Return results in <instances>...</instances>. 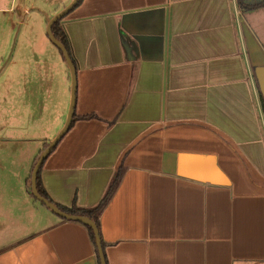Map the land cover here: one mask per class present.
<instances>
[{
    "label": "crops",
    "instance_id": "1",
    "mask_svg": "<svg viewBox=\"0 0 264 264\" xmlns=\"http://www.w3.org/2000/svg\"><path fill=\"white\" fill-rule=\"evenodd\" d=\"M70 1L40 11L48 20ZM59 25L77 84L75 119L39 169L52 202L93 207L120 171L99 216L106 264H264V7L80 0ZM50 45L14 46L10 64L60 67ZM42 84L21 97L27 133L1 140L10 151L0 156V264H100L84 225L30 192L59 130L47 139L54 103ZM15 228L20 237L7 238Z\"/></svg>",
    "mask_w": 264,
    "mask_h": 264
},
{
    "label": "rangeland",
    "instance_id": "2",
    "mask_svg": "<svg viewBox=\"0 0 264 264\" xmlns=\"http://www.w3.org/2000/svg\"><path fill=\"white\" fill-rule=\"evenodd\" d=\"M49 4V0H0V141L12 136L20 137L27 133L25 129L21 128V125H26L28 119L24 109L20 114L21 97L28 96L30 92H40L42 83H44L47 92L51 94V100L54 103L45 111L44 128L47 139L58 127L60 130L66 120L71 98V78L68 66L61 58L62 56L59 54L62 60L60 67L56 63H51L45 74L42 73V67L39 66L40 62H27L22 66L19 62V65L16 66L10 64L11 55L16 53L12 51L14 46L18 48L22 44H32L35 46L34 49L38 50L41 47L42 39L56 48L59 53L46 34V25L50 18L47 20L44 12L40 11L42 8L48 7ZM29 31L30 34L24 36ZM10 74L14 76L12 94L10 93L12 87V83L9 82ZM43 76L46 79L40 80ZM64 85H66L65 90H69V102L67 108L63 109L64 114H60L57 112L55 104L62 98ZM26 100L27 98L24 102ZM9 151L10 149L1 141L0 156L9 154ZM38 204L47 210V207L40 202ZM0 226H2L1 223ZM4 227L6 226L4 225ZM19 233L22 232L15 228L12 230L13 236L6 237L17 239L20 237Z\"/></svg>",
    "mask_w": 264,
    "mask_h": 264
},
{
    "label": "water",
    "instance_id": "3",
    "mask_svg": "<svg viewBox=\"0 0 264 264\" xmlns=\"http://www.w3.org/2000/svg\"><path fill=\"white\" fill-rule=\"evenodd\" d=\"M80 0H71L64 8H62L59 12L54 14L47 22L46 25V34L49 38V40L57 47V49L61 52L63 59L65 63L68 66L70 78H71V98H70V105L68 114L66 117V120L62 126V128L57 132V134L52 138V140L46 145V147L41 151L38 158L36 159L34 166L31 171L30 175V192L32 196L38 200L40 203H42L45 207H47L49 210H51L53 213H55L60 218L68 219V220H74L78 221L80 223H83L87 226H89L94 234V240L95 245L97 248V253L99 256L100 264H105L104 254H103V248L101 244V239L99 236L98 228L95 224V222L90 219L86 215L81 214H72L68 213L66 211L61 210L56 204H54L52 201L48 200L46 197L42 196L37 189L36 186V178L38 171L46 158V156L50 153V151L54 148V146L57 144V142L61 139V137L66 133V131L69 129L72 118H73V112H74V102L76 97V67L74 63L72 62L68 51L66 50L65 46L55 37V35L52 32V25L55 21L62 19L68 12H70L79 2ZM258 83L260 86V90L264 99V70H262V73L258 75Z\"/></svg>",
    "mask_w": 264,
    "mask_h": 264
},
{
    "label": "trees",
    "instance_id": "4",
    "mask_svg": "<svg viewBox=\"0 0 264 264\" xmlns=\"http://www.w3.org/2000/svg\"><path fill=\"white\" fill-rule=\"evenodd\" d=\"M236 3H237V6L240 9H243V10H253V9L264 7V0H236ZM60 20H57V21L54 22V24L52 25V32L55 35V37L65 46V48L68 51V54H69L72 62L74 63V59H73L72 54H71V48H70V45H69V41H68L67 35L63 31L61 26L59 25L60 24ZM60 54H61V52H60ZM74 65H75V63H74ZM261 107H262V112H263V115H264V100H263V98H261ZM87 117H89V116H87ZM74 119H75V116H73L70 126L72 125ZM119 175H120V171L116 172V174L112 178V180H111V182H110V184H109V186H108V188L106 190L105 195L100 200V202L97 205L93 206V207H90V208H79V207H76V206L73 205V206L67 208V207L62 206L60 204L54 203L63 211H66V212L72 213V214L86 215V216H88L90 219H92L95 222V224H96V226L98 228L100 239H101V244H102V248H103L105 264H106V257H105V253H104V247H105L106 243L102 240V237H101L99 216H100L102 210L104 209L105 205L107 204L109 198L111 197L112 193L114 192V190L116 188V185L118 184ZM36 186H37L38 192L42 196H44L48 200L52 201L50 199V197L48 196L46 190L43 188V186L41 184L40 171H38V174H37ZM62 219H64V218H62ZM81 224H83V223H81ZM83 225L86 228V230L88 231L90 239H91V241H92V243L94 245V251H95L97 260L100 263L99 256H98V253H97V248H96V245H95L93 231H92V229L89 226H87L85 224H83Z\"/></svg>",
    "mask_w": 264,
    "mask_h": 264
}]
</instances>
